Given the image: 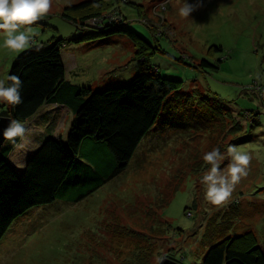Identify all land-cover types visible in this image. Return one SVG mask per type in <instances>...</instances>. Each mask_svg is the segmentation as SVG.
Masks as SVG:
<instances>
[{"label": "rangeland", "instance_id": "374dc122", "mask_svg": "<svg viewBox=\"0 0 264 264\" xmlns=\"http://www.w3.org/2000/svg\"><path fill=\"white\" fill-rule=\"evenodd\" d=\"M82 1L52 0L39 24L22 26L35 32L22 51L5 48L0 30V80L6 84L23 52L62 39L61 56L73 83L100 91L119 80L127 85L137 72L130 40L69 46L75 28L61 14ZM130 2L120 3L116 11L154 48L149 63L161 75L182 82L177 94L188 98L183 103L187 110L180 119L177 112H162L163 119L161 114L125 171L90 196L78 203L55 200L18 218L0 241V264H120L142 248L147 264H158L161 256L199 264L209 245L246 231L256 235L264 250V0H203L189 18L179 16L184 0H167L166 7H161L164 0ZM115 9L103 14L115 16ZM202 60L209 66H199ZM8 106L0 101V117H6ZM42 110L25 123L31 131L12 152L13 164L26 159L42 134L53 133L37 126ZM60 116L54 132L62 138L71 117ZM233 127L237 130L231 132ZM229 145L244 146L252 159L247 177L235 186L229 201L214 206L205 199L201 182L210 168L203 157L219 148L226 157L223 170L230 162ZM165 196L167 203L158 209L159 198ZM152 208L153 216L137 213ZM166 223L171 229L162 232ZM102 225L108 230L91 240Z\"/></svg>", "mask_w": 264, "mask_h": 264}, {"label": "trees", "instance_id": "16d2710c", "mask_svg": "<svg viewBox=\"0 0 264 264\" xmlns=\"http://www.w3.org/2000/svg\"><path fill=\"white\" fill-rule=\"evenodd\" d=\"M120 3L131 5L130 0H85L66 6L61 18L75 28L76 35L70 39L69 46H89L96 42L107 46L116 38L131 41L135 46L137 72L127 85L125 80H119V84L100 91L91 84L73 83L68 79L72 71H67L62 60V39L30 48L13 62L8 76L17 75L22 81V103L9 104L6 117L25 124L40 110L56 106L67 109L71 120L65 137L52 133L40 135L38 146L26 156L24 166L18 170L11 162V154L17 147L11 141L1 146L0 241L28 210L52 204L55 200L78 203L122 174L161 114L162 120L164 114L177 112L180 119L182 112L187 110L183 103L188 98L184 101V95L177 94L182 82L161 75L159 69L149 63L154 48L126 25L121 11H116ZM113 8H117L115 16L103 14ZM199 66H209V63L202 60ZM10 84L7 79L6 86ZM44 113L41 120L46 121L55 119L60 110L53 118L48 111ZM46 124L45 128L52 132L54 122ZM235 130L237 127L230 131ZM20 141L17 138L16 143ZM167 197L159 198L158 209L167 203ZM128 206L138 210L134 205ZM139 211L138 214L143 212L146 216L156 214L153 208ZM102 228L92 233L91 240L108 230V226L102 225ZM162 228V232L171 229L168 223ZM257 240L255 234L247 231L227 237L209 245L199 264H264V250ZM142 249L132 251L131 257L121 260L120 264H147Z\"/></svg>", "mask_w": 264, "mask_h": 264}, {"label": "clouds", "instance_id": "9594fccd", "mask_svg": "<svg viewBox=\"0 0 264 264\" xmlns=\"http://www.w3.org/2000/svg\"><path fill=\"white\" fill-rule=\"evenodd\" d=\"M167 0H164L161 7H166ZM52 0H0V30L3 31V46L12 51H22L30 45L34 29L31 26L42 19L51 9ZM203 6V0H195L189 4L184 0L179 8V16L189 18L191 13ZM11 81L10 85L5 84L4 80H0V101L11 105L22 103L20 88L22 81L17 75H9L7 77ZM256 79L261 80V74H256ZM30 129L19 120L11 119L8 126L3 130V138L11 141L17 148L22 144H17L19 138L24 141L30 134ZM227 156L230 162L223 170L221 163L225 160V155L220 152L219 148H214L207 152L203 160L210 165L202 177V183L206 186L205 199L214 206L226 204L237 184L241 179L247 177L251 155L244 150V146L229 145L227 148ZM165 257H157L158 264H162Z\"/></svg>", "mask_w": 264, "mask_h": 264}, {"label": "crops", "instance_id": "0c3cea01", "mask_svg": "<svg viewBox=\"0 0 264 264\" xmlns=\"http://www.w3.org/2000/svg\"><path fill=\"white\" fill-rule=\"evenodd\" d=\"M62 60H63V63H64V65H66L65 64V61H64V59H63V57H62ZM66 67V66H65ZM57 110H60V113L57 115V116H55V119H49V120H44V119H42V120H40V122H38L39 124L37 125V126H39L40 124H42L43 125V127H44V125H45V127H46V122H48V124L50 123V122H54V124H55V121H56V118H61V116L60 115H62V114H64V116H65V118H69L70 119V117H71V115H70V113H69V111L67 110V109H65L64 107H61V108H57L56 106H51V107H47V108H44L42 111H44V112H46V111H48V113L51 115H53V116H51L52 118L54 117V114L56 113V111ZM44 114H46V113H44ZM57 114V113H56ZM37 116V115H36ZM43 116V115H42ZM41 116V117H42ZM41 119V118H40ZM40 128V127H39ZM53 136H56V137H59V135L60 136H63V134H59V135H56L55 134V132H54V127H53ZM64 136H65V134H64ZM38 144H39V141H38V143H37V145L35 146V148L38 146ZM34 148V149H35ZM25 161V160H24ZM24 161H21V163H19L18 165L17 164H13V167H15L17 170L19 169V168H22L23 166H24Z\"/></svg>", "mask_w": 264, "mask_h": 264}, {"label": "water", "instance_id": "95a60500", "mask_svg": "<svg viewBox=\"0 0 264 264\" xmlns=\"http://www.w3.org/2000/svg\"><path fill=\"white\" fill-rule=\"evenodd\" d=\"M10 120L11 118L9 117H0V148L3 145V143L6 141V139L3 138L2 133L3 130L8 126ZM162 264H181V263L165 258L162 261Z\"/></svg>", "mask_w": 264, "mask_h": 264}]
</instances>
